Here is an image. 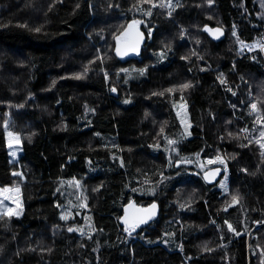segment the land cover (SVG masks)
Returning a JSON list of instances; mask_svg holds the SVG:
<instances>
[{
	"label": "trees",
	"instance_id": "trees-1",
	"mask_svg": "<svg viewBox=\"0 0 264 264\" xmlns=\"http://www.w3.org/2000/svg\"><path fill=\"white\" fill-rule=\"evenodd\" d=\"M130 20L147 39L119 60ZM263 47L264 0H0V187L22 204L0 214V264H264V136L242 98ZM131 200L157 218L124 228Z\"/></svg>",
	"mask_w": 264,
	"mask_h": 264
},
{
	"label": "water",
	"instance_id": "water-1",
	"mask_svg": "<svg viewBox=\"0 0 264 264\" xmlns=\"http://www.w3.org/2000/svg\"><path fill=\"white\" fill-rule=\"evenodd\" d=\"M202 30L215 42L223 39L226 35L225 29L219 25L206 23L202 26ZM153 31V29L150 30V36L153 34ZM146 39L147 36L143 32L140 24L136 20L128 21L115 40L113 50L115 56L119 60L139 56ZM111 94L114 96L117 95L116 88L111 90ZM224 172L225 168L221 166L209 167L202 172L201 177L206 184L212 185L218 182ZM158 213L159 207L156 203L139 206L134 203V200H131L124 206L119 221L124 228L131 227L135 222L146 225L155 220Z\"/></svg>",
	"mask_w": 264,
	"mask_h": 264
},
{
	"label": "rangeland",
	"instance_id": "rangeland-1",
	"mask_svg": "<svg viewBox=\"0 0 264 264\" xmlns=\"http://www.w3.org/2000/svg\"><path fill=\"white\" fill-rule=\"evenodd\" d=\"M196 28V27H195ZM189 33L190 31V26L186 28ZM183 30L179 29L177 31L178 35L181 36ZM192 37H189L186 46L188 47L189 40H192L195 43V40L201 44L205 45V41L199 36V33L196 31L192 32ZM182 38V37H181ZM170 39V38H169ZM180 38H177V42L180 41ZM175 42L170 41V43ZM187 50V48H186ZM264 51V47L262 49ZM254 86L255 89L249 91L247 94L243 95V102L244 104L248 105L250 110H254L256 112V119H255V127H262L263 129L259 130V128H256V135L255 136H264L260 131L264 133V113H263V108H264V83L254 81ZM253 86V85H252ZM181 88V87H179ZM182 90V89H180ZM242 102V103H243ZM253 105H255V108H253ZM254 131V132H255ZM7 143H8V148H9V159L11 161H14L17 159L18 154L22 151V144L20 142V139L16 134L14 133H8L7 134ZM264 144V143H263ZM263 144L262 150H263ZM264 153V151H262ZM218 164H213L211 166H215ZM22 211V204H21V193H20V188L18 186H5V187H0V214L2 213H7V214H14V215H19ZM68 212V210L66 209Z\"/></svg>",
	"mask_w": 264,
	"mask_h": 264
},
{
	"label": "snow or ice",
	"instance_id": "snow-or-ice-1",
	"mask_svg": "<svg viewBox=\"0 0 264 264\" xmlns=\"http://www.w3.org/2000/svg\"><path fill=\"white\" fill-rule=\"evenodd\" d=\"M37 31H39V29H37ZM191 85L190 84H184V85H181V88H188L190 87ZM253 108H255V105H253ZM262 135H264V133H262ZM235 199V198H234ZM11 214V213H10ZM69 231H71V229H69Z\"/></svg>",
	"mask_w": 264,
	"mask_h": 264
},
{
	"label": "bare ground",
	"instance_id": "bare-ground-1",
	"mask_svg": "<svg viewBox=\"0 0 264 264\" xmlns=\"http://www.w3.org/2000/svg\"><path fill=\"white\" fill-rule=\"evenodd\" d=\"M217 166H220V165H215V166H211V167H217ZM221 167H223V166H221ZM209 168V167H208Z\"/></svg>",
	"mask_w": 264,
	"mask_h": 264
}]
</instances>
